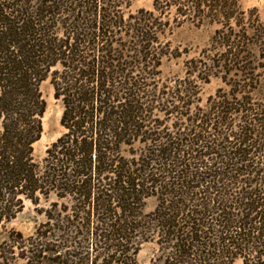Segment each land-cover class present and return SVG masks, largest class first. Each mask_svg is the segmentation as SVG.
Returning a JSON list of instances; mask_svg holds the SVG:
<instances>
[{"label":"trees","instance_id":"trees-1","mask_svg":"<svg viewBox=\"0 0 264 264\" xmlns=\"http://www.w3.org/2000/svg\"><path fill=\"white\" fill-rule=\"evenodd\" d=\"M261 17L241 0H0V225L27 203L44 218L0 264H264ZM185 24L212 34L165 75ZM46 82L63 133L38 159Z\"/></svg>","mask_w":264,"mask_h":264},{"label":"rangeland","instance_id":"rangeland-1","mask_svg":"<svg viewBox=\"0 0 264 264\" xmlns=\"http://www.w3.org/2000/svg\"><path fill=\"white\" fill-rule=\"evenodd\" d=\"M244 8L252 9L258 8L262 20L264 21V0H241ZM152 9L153 0H133V10L138 9ZM213 29L201 28L198 29L192 24H185L182 28L178 29L171 37L173 42V49L179 50L183 56L179 59L166 60L163 68L165 75L173 76L182 74L184 62L188 58L185 52L192 50L190 56H194L199 48H203L212 34ZM220 87V82L214 80L211 84L207 85L204 89V98L209 95H214L216 90ZM43 90L47 98V111L44 117L43 125L44 132L42 138L35 145V153L38 159L46 156L48 148L52 143L57 140L63 133L61 126V118L63 108L60 102L54 97V90L50 83L46 82L43 85ZM154 201L150 202V208H153ZM35 207L31 203H27L23 212L11 222H5L0 225V245L7 238L11 230H18L30 235L36 229L39 222L44 218L36 213ZM152 245L145 247L139 254V259L142 262L148 261L153 250ZM242 264V263H239Z\"/></svg>","mask_w":264,"mask_h":264}]
</instances>
